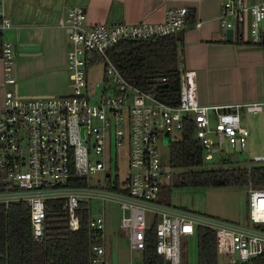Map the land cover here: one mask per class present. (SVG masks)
<instances>
[{
    "label": "built area",
    "instance_id": "1",
    "mask_svg": "<svg viewBox=\"0 0 264 264\" xmlns=\"http://www.w3.org/2000/svg\"><path fill=\"white\" fill-rule=\"evenodd\" d=\"M253 43L264 32V0H222L219 26L232 32L246 25ZM187 10H168L160 24L87 23L86 10L70 7L60 19L66 31V69L72 76L71 92L63 97L22 99L5 97L0 106V205L22 203L29 210L33 240L44 237L45 203L63 200L68 229H79L77 209L81 202L113 204L120 212L117 227L129 246L143 247L152 231L155 254L168 264H181L182 245L195 240L199 228L214 232L219 264H247L264 254V188L248 185V215L243 224L221 221L165 205L162 188L174 173L161 162L160 139L174 140L186 123L193 125L203 159L213 160L223 146L242 153L248 130L241 125L240 110L264 117V103L232 107L202 106L198 102L195 73L181 72L177 106L158 101L130 85L109 58V52L124 41H150L183 33ZM0 12V31L10 28ZM14 46L3 43L2 88L15 84ZM100 66L101 80L94 84L97 94L88 92L87 75ZM91 101H95L91 103ZM128 152V176L116 192L118 148ZM99 158V159H98ZM101 159V160H100ZM253 164H263L255 157ZM102 174L105 186L92 183ZM108 174V176H106ZM85 180L86 186H77ZM120 182V180L118 179ZM96 183H99L97 181ZM91 207V206H90ZM92 212V209H91ZM94 264L105 255L104 210L91 215Z\"/></svg>",
    "mask_w": 264,
    "mask_h": 264
},
{
    "label": "crops",
    "instance_id": "2",
    "mask_svg": "<svg viewBox=\"0 0 264 264\" xmlns=\"http://www.w3.org/2000/svg\"><path fill=\"white\" fill-rule=\"evenodd\" d=\"M253 4L255 0H247ZM222 0H0V12L11 27L0 31L3 43L31 44L36 53L14 61V85L2 88L0 60V106L5 97H63L71 92L72 76L66 69L69 43L59 23L70 7L86 10L87 23L160 24L168 10H187L183 32L181 72L195 73L198 102L202 106L232 107L264 103V32L253 43L246 25L225 40L218 16ZM243 110H240L242 113ZM106 254V239L104 241ZM105 256V255H104ZM104 262V258H103Z\"/></svg>",
    "mask_w": 264,
    "mask_h": 264
},
{
    "label": "trees",
    "instance_id": "3",
    "mask_svg": "<svg viewBox=\"0 0 264 264\" xmlns=\"http://www.w3.org/2000/svg\"><path fill=\"white\" fill-rule=\"evenodd\" d=\"M182 47L183 33H180L150 41H124L108 54L130 85L164 104L177 106ZM193 131V125L186 123L181 133L168 144V164L178 173L162 188L160 201L163 204L170 205L171 188H245L249 184L254 188H264V165L200 170L204 162L203 152ZM119 184L124 185L125 181L120 183L117 179L111 189L125 193L126 190ZM75 185L86 186L87 182L83 180ZM63 204V200L45 203L44 237L41 242L33 240L29 210L25 204L0 205V264H94L96 255L91 249L94 241L88 225L92 215L90 204H79V229L75 232L68 229ZM153 241V232L150 231L143 247L142 264H168L155 254ZM195 241L196 264H219L213 231L199 228ZM247 264H264V254Z\"/></svg>",
    "mask_w": 264,
    "mask_h": 264
},
{
    "label": "rangeland",
    "instance_id": "4",
    "mask_svg": "<svg viewBox=\"0 0 264 264\" xmlns=\"http://www.w3.org/2000/svg\"><path fill=\"white\" fill-rule=\"evenodd\" d=\"M101 67L98 66L88 72V92L97 94L93 89L94 84L100 82ZM95 101H91L93 103ZM241 125L248 130L247 145L242 153H236L228 147L223 146L222 153L216 154L213 160H205L200 170L212 171L221 169L243 168L257 166L251 162L255 157H264V117L261 114L251 115L240 113ZM161 162L168 163V139L161 138L159 145ZM99 159V158H98ZM101 160V159H100ZM111 169L112 177L117 176L120 183L128 176V152L126 147L118 148ZM263 165V164H258ZM173 173H178L173 171ZM102 174L92 178L95 185L105 186ZM99 181V183H96ZM171 207L183 209L197 215L215 218L221 221L243 224L248 215V194L245 188H222V189H199V188H171L169 194ZM92 215L97 216L105 212L106 226V254L103 264H142L143 249L141 247H130L127 239L121 234L117 227L120 212L113 204L101 201L90 202ZM104 244V243H103ZM182 263H197V244L194 239L187 240L182 245ZM100 263V264H102Z\"/></svg>",
    "mask_w": 264,
    "mask_h": 264
},
{
    "label": "water",
    "instance_id": "5",
    "mask_svg": "<svg viewBox=\"0 0 264 264\" xmlns=\"http://www.w3.org/2000/svg\"><path fill=\"white\" fill-rule=\"evenodd\" d=\"M233 32L228 30L225 32V40L226 42H232ZM33 45L31 44H19L18 46H14L13 55L14 59L16 58H24L34 55L36 52L32 50ZM35 99V98H30ZM108 176V174L106 175Z\"/></svg>",
    "mask_w": 264,
    "mask_h": 264
}]
</instances>
